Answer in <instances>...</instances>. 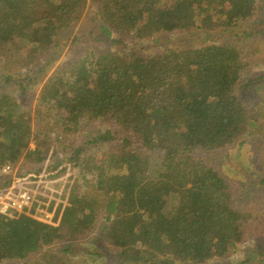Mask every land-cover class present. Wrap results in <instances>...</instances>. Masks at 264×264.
<instances>
[{"label":"trees","instance_id":"obj_1","mask_svg":"<svg viewBox=\"0 0 264 264\" xmlns=\"http://www.w3.org/2000/svg\"><path fill=\"white\" fill-rule=\"evenodd\" d=\"M259 9L257 0H0V61L8 67L37 64L53 50L59 55L62 35L86 17L98 23L89 34L98 45L53 69L43 83L33 128L19 124L28 115L1 93L12 78L0 77V170L19 158L7 155L8 147L24 149L30 139L44 151L41 159L73 151L67 161L74 165L89 160L92 144L116 145L91 170V193L73 187L62 197L57 225L0 215V264H70L55 254V244L85 238L102 203L108 225L101 238L111 253L93 250L104 258L100 264H208L264 229V215L237 204L232 182L214 162L245 136H255L264 157V109L251 110L237 83L261 45H157L166 33L238 29ZM83 122L104 130L77 146ZM8 184L3 180L0 188Z\"/></svg>","mask_w":264,"mask_h":264},{"label":"rangeland","instance_id":"obj_2","mask_svg":"<svg viewBox=\"0 0 264 264\" xmlns=\"http://www.w3.org/2000/svg\"><path fill=\"white\" fill-rule=\"evenodd\" d=\"M257 1L260 5L258 14H255L249 22L242 23L240 27H237L238 29L229 28L226 31H217L216 33H166L159 35L157 45L158 48L163 45L189 48L200 46L203 42L217 44L235 42L241 45L258 43L261 45L260 50L262 51L253 55V58H256L253 60L255 63L247 67L246 73L239 77L237 83L239 86L238 94L241 99L251 110L260 112L264 109V59L261 58L264 57V47L262 48L264 46V0ZM89 19L90 17H86L70 32L62 35L64 41L60 42L61 53L57 55L54 50L49 51L45 57L47 62L43 58L44 61H38L37 64L8 67L6 61H0V77L9 76L12 78L11 83L2 84L3 90L1 93L10 94L11 97L17 100L18 105L23 107L20 112L28 115V119H19V124L24 123L25 126L34 127V123L30 119L37 107L41 87L51 75L53 69L55 70L60 65L69 64V62L85 56L89 49L98 45H94V41L89 36L92 31L97 32L98 23L92 22V19L89 21ZM249 26H257L256 30L258 32L245 36L243 32ZM259 42H262V44ZM102 46L105 45L102 44ZM38 70L42 73L37 75L30 73V71ZM29 76L36 79L29 83ZM19 83H23L26 92L21 93L19 88L21 84ZM81 124L73 139L77 146H84L97 132L104 130L96 122H83ZM56 130H60V128L57 127L49 132L52 138ZM37 144V141L30 139L24 149L20 146L8 147L6 154L19 158L15 162H11L14 164L13 172L5 176L0 171V183L9 179L12 184L15 183V192L21 189L33 192L37 207L34 211L26 212L25 216L45 225H57L60 222L61 215L55 223L54 212L59 205L66 204V200H63L62 197H67L73 187L80 193H91L95 183V176L91 170L95 165L99 166L104 163L108 152L115 150L116 145L114 143L101 144L100 142L92 144L89 149L90 157L86 158L89 160H85L80 165H74L73 162L67 161L73 151L65 153L63 150L58 149V155L51 157L52 153H47V158L41 159L37 154L44 151H39ZM258 145L255 136H245L233 146L218 152L214 162L220 167L224 176L232 182L237 204L242 208L256 210L264 215V157L261 155ZM53 202L55 204L50 211ZM101 207L96 227L91 232L86 233L85 238L64 237L63 240L55 244L53 251L62 262L100 264L104 258L93 254V250L96 248L101 249L105 255L111 253L108 243L103 240V237L101 238L105 226L108 225L104 220L108 214L103 203ZM5 264H36V262H10ZM208 264H264V229L251 235H245L238 250L228 258Z\"/></svg>","mask_w":264,"mask_h":264},{"label":"built area","instance_id":"obj_3","mask_svg":"<svg viewBox=\"0 0 264 264\" xmlns=\"http://www.w3.org/2000/svg\"><path fill=\"white\" fill-rule=\"evenodd\" d=\"M13 163L7 164L0 170L2 174L7 176L13 172ZM7 180V179H6ZM14 184L0 188V215L13 217L16 215H25L26 212L32 211L36 199L35 194L27 189H21L15 192ZM1 187V183H0Z\"/></svg>","mask_w":264,"mask_h":264}]
</instances>
